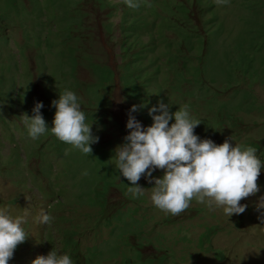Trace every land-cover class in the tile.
<instances>
[{"label":"rangeland","instance_id":"obj_1","mask_svg":"<svg viewBox=\"0 0 264 264\" xmlns=\"http://www.w3.org/2000/svg\"><path fill=\"white\" fill-rule=\"evenodd\" d=\"M139 2L0 0V209L26 216L28 234L8 264L52 249L74 264H264V167L244 213L193 200L172 215L151 203L154 181L128 192L115 151L131 107L148 127L163 102L187 105L201 139L252 146L264 163V0ZM65 89L99 137L91 154L50 131ZM36 102L49 130L32 140L21 115ZM41 208L50 225L36 222Z\"/></svg>","mask_w":264,"mask_h":264},{"label":"clouds","instance_id":"obj_2","mask_svg":"<svg viewBox=\"0 0 264 264\" xmlns=\"http://www.w3.org/2000/svg\"><path fill=\"white\" fill-rule=\"evenodd\" d=\"M224 2L226 0H216L218 5ZM124 3L131 9L141 6L139 0H124ZM52 106L56 111L51 133L83 154H91V145L97 143L99 137L93 134L92 124L85 122L76 93L65 89L52 101ZM43 107L42 102H36L31 116L21 115L32 140L49 130L41 113ZM169 107L163 102L152 106L149 115L153 123L148 127L142 126L132 115L139 110L137 105L128 113L129 133L124 137L125 143L115 149L116 167L130 182L128 192L134 198L144 196L145 188L138 183L144 176L149 183L154 181L151 203L165 213L177 215L189 208L193 200L209 208L222 207L228 217L244 213L247 205L240 201L259 191L257 180L264 167L257 149L240 144L233 146L229 139L219 145L211 139H201L194 133L201 122L193 118L188 106H180L174 113ZM173 117L175 122L169 126ZM157 169L163 170L162 177H153ZM260 209H264V197L257 204V210ZM261 219L264 221V215ZM35 220L41 225H50L53 217L41 208ZM26 222V216L13 217L0 209V264H8L16 247L27 239L28 234L22 227ZM32 264L74 262L68 254L52 249L47 255L38 256Z\"/></svg>","mask_w":264,"mask_h":264}]
</instances>
